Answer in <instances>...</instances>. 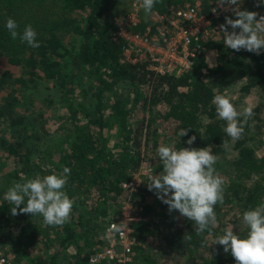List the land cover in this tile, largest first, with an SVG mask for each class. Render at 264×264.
<instances>
[{
    "label": "trees",
    "instance_id": "16d2710c",
    "mask_svg": "<svg viewBox=\"0 0 264 264\" xmlns=\"http://www.w3.org/2000/svg\"><path fill=\"white\" fill-rule=\"evenodd\" d=\"M114 3L0 0V61L19 67V73L0 68V151L14 163L0 185V250L9 256L8 264H95L89 256L106 246L105 228L119 214L125 195L132 194L121 182L152 156L156 158L151 175L162 170L156 155L161 117L176 121L172 144L166 145L207 146L216 155L215 174L224 179L223 199L214 205L218 223L219 217L232 216L230 228L243 236L247 229L242 213L263 201L264 51L256 55L225 47L220 25L225 16L235 19L230 11L218 20V29L207 37L188 70L180 75L155 73L144 58L128 60L127 41L111 35L116 23L107 12ZM185 3L194 2L157 0L151 12L167 15ZM214 4L215 0H198L197 10L212 18ZM9 17L17 22L18 32L30 24L39 47L20 43L18 37L13 40L4 28ZM147 24L138 20L129 31L143 32ZM67 34L78 38L77 44L64 46ZM64 55L72 66L69 72L60 61ZM44 82L52 84L60 104L52 125L46 118H24L18 111L24 102L20 96L36 93ZM218 90L227 96L239 94L238 99L229 97L237 110L248 105L243 99L252 100L253 114L235 141L224 133L225 122L215 113L212 97ZM180 127L188 129L185 136L177 135ZM188 136L195 137L191 145L185 143ZM62 166L70 168L65 191L74 199L67 222L46 226L38 216L19 211L11 215V205L3 200L9 186L36 174L60 172ZM147 178L142 176L136 191H149ZM141 204L136 212L141 219L131 222L137 243L126 264H197V257L202 264H234L222 246L211 244L222 234L218 223L197 235L192 222L169 212L155 194L153 202ZM151 238L161 246L158 257L147 250ZM174 254L181 256L159 263L161 256ZM101 262L96 264L107 263Z\"/></svg>",
    "mask_w": 264,
    "mask_h": 264
},
{
    "label": "clouds",
    "instance_id": "9594fccd",
    "mask_svg": "<svg viewBox=\"0 0 264 264\" xmlns=\"http://www.w3.org/2000/svg\"><path fill=\"white\" fill-rule=\"evenodd\" d=\"M157 0H140V8L149 14ZM242 0H215L224 10H230L235 19L225 16L224 24L220 25L223 33V44L234 51L241 49L259 55L264 51V15L257 18L254 11L239 7ZM264 5V0H257ZM227 26V27H226ZM4 28L10 37L19 38L20 43L29 47H39L37 33L30 24H26L18 32L17 22L9 17ZM230 28V30H229ZM212 103L217 117L225 122L224 133L233 141L243 132V125L252 116L250 104L239 110L232 100L224 94H215ZM188 129L180 127L177 135L185 136ZM194 136H188L185 143L191 145ZM227 148V142H224ZM156 155L162 164L157 175L147 178V188L153 191L157 199L167 205L169 212H178L192 222L193 231L199 235L210 232L217 224L214 205L223 199V177L215 174L216 155L210 148L179 149L165 144L156 147ZM70 174L68 166H62L60 172L36 174L31 178H22L15 182L3 194L11 215L30 214L38 216L46 226H61L67 222L72 211L74 199L70 198L65 185ZM22 205V206H21ZM246 227L245 235L240 236L231 228H224L222 234L215 236L211 244L222 246L229 253L234 264H264V201L245 210L241 217ZM119 231L114 223L106 230L107 235Z\"/></svg>",
    "mask_w": 264,
    "mask_h": 264
},
{
    "label": "built area",
    "instance_id": "2783aa9c",
    "mask_svg": "<svg viewBox=\"0 0 264 264\" xmlns=\"http://www.w3.org/2000/svg\"><path fill=\"white\" fill-rule=\"evenodd\" d=\"M228 12L230 10H224L214 4L211 7L212 18H209L198 12L197 3L185 4L171 10L167 15L152 12V22L146 25L143 32L129 31L138 20L120 19L115 22L116 26L111 35L113 38L121 37L127 41L125 52L128 60L144 58L148 61V69L155 73L180 75L190 68L193 58L201 50L207 37L218 29V20ZM142 170V173L138 171L134 177L121 182V188L129 193L136 190L138 177L151 175V165L145 162ZM137 209L128 201L121 207L119 214L105 228L106 246L95 250L89 256V262L126 264L130 261L132 250L137 243L131 222L141 219L136 214ZM114 223L119 231L107 235L106 230ZM8 257L0 250V264H8Z\"/></svg>",
    "mask_w": 264,
    "mask_h": 264
},
{
    "label": "rangeland",
    "instance_id": "374dc122",
    "mask_svg": "<svg viewBox=\"0 0 264 264\" xmlns=\"http://www.w3.org/2000/svg\"><path fill=\"white\" fill-rule=\"evenodd\" d=\"M198 0H193L194 3L191 4H196ZM134 4V5H133ZM188 4V3H185ZM239 7L241 9L244 10H249V11H254L257 13V18H259V16L264 15V5H259L257 3V0H242V2L240 3ZM113 13V15H112ZM107 16L114 22L119 21L120 19H128V18H134L137 20H143L144 22H146V24H150L152 22V12H150L149 14H145L143 9L140 8V0H115L114 5L111 7V9L107 12ZM78 42V38L71 36L70 34H67L66 36H64L63 39V43L64 46L70 47L72 45L77 44ZM206 57L209 58L210 55L206 54ZM60 61L63 62L65 64V70L67 72H69L72 69L70 60L68 58L67 55H64L62 57H60ZM0 68L1 69H8L10 70L12 73H19V67L17 65L14 64H9L6 61H0ZM0 69V70H1ZM66 72V73H67ZM80 75H75V78H78ZM48 88V89H46ZM54 89L52 84L48 83V82H44L41 87L38 89V91L36 93H29L27 94L26 92L24 94H22L20 96L19 101H24L20 104L18 111L22 112L24 114V118H39L40 116L42 118H46V120H50L51 122H48L47 124H54V120H55V111L56 108H58L60 106V104L57 102L58 98H54ZM27 96V99L24 98L23 95ZM217 94H224L227 95V93H225L222 90H218ZM235 95L238 96L239 94L233 92L232 94H228V97H230L231 99L235 98ZM239 98V96L237 97V99ZM243 99V98H242ZM52 101H55V103L51 106ZM243 101H246V103L250 104V102L252 101L251 98L247 97L245 99H243ZM157 121L159 122V125L157 123L158 126V140H157V146L159 144H172V139L173 136H175V134L173 133L174 130H176V121H174L172 118L166 119V118H158ZM47 128L49 130H51L52 126H48ZM156 157L152 156V158L149 159H143L141 160L140 164L138 165L137 170L132 174V177H134V175H136V173H142L143 170H145V167H143L142 170V166H144L145 162L149 163L151 166L155 163L154 159ZM14 163L12 162V160L10 159V157L5 156V154L0 151V185L3 184V182L5 181V175L11 171V169L13 168ZM137 173V174H138ZM142 175H140L138 177V180L141 181ZM139 181H137V183H140ZM137 187V186H136ZM137 189V188H136ZM128 192V191H126ZM144 196V197H143ZM124 198V197H123ZM122 198V200H123ZM262 199L264 201V194H262ZM132 203L134 207H139L141 206V202L143 203H151L154 201V193L147 191L146 193L143 194V192H138L136 190H134L132 192V194L130 195V197L127 196V194L125 195L124 201H122L121 203V207L126 203V202ZM232 213L229 212V215H231ZM232 216L228 217L225 215H223V217H219V228L224 229V228H230L231 224L229 222V219H231ZM151 242H148L149 247H147V250L149 253H151L152 255L154 254V256H156V254L159 252L158 250L160 249V245H158L155 242V238H151L150 239ZM155 242V243H154ZM4 250H7L6 247H3ZM72 249L69 248V251H71ZM9 253V251H7ZM174 253V252H173ZM179 254H174L173 256H161L159 263H168L171 261V259H173L174 257L178 256ZM160 256V255H159ZM181 256V255H179ZM158 257V256H156ZM197 264H202V260L200 257H197L196 261Z\"/></svg>",
    "mask_w": 264,
    "mask_h": 264
}]
</instances>
